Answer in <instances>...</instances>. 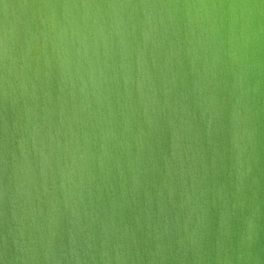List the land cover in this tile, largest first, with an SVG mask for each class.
Instances as JSON below:
<instances>
[{"label": "water", "instance_id": "water-1", "mask_svg": "<svg viewBox=\"0 0 264 264\" xmlns=\"http://www.w3.org/2000/svg\"><path fill=\"white\" fill-rule=\"evenodd\" d=\"M0 264H264V0H0Z\"/></svg>", "mask_w": 264, "mask_h": 264}]
</instances>
